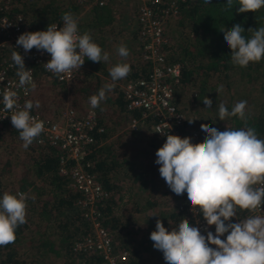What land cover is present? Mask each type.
I'll return each instance as SVG.
<instances>
[{"label": "clouds", "instance_id": "clouds-1", "mask_svg": "<svg viewBox=\"0 0 264 264\" xmlns=\"http://www.w3.org/2000/svg\"><path fill=\"white\" fill-rule=\"evenodd\" d=\"M204 2L211 3V0ZM238 5L236 11L239 13L255 12L264 7V0H238ZM233 6V0H226V8ZM62 21L63 26L59 28L52 24L45 30L21 33L16 45L22 47L25 54L33 48L48 53L50 59L44 63V68L54 75L80 69L85 57L92 62L108 61V54L102 56L101 48L88 33L78 34V21L72 13H64ZM219 30L231 49L234 65L247 67L250 62H259L264 57V27L249 28L252 35L247 39L242 35L245 29L240 24H234L230 30L225 26ZM117 52L121 58L129 55L123 45ZM11 59L17 69L16 87L31 85L35 88L31 70L25 67L20 52L13 51ZM130 71L129 64L118 63L109 69V74L115 82L126 78ZM111 87L113 85H105L89 97L93 109L106 99V92ZM202 102L209 108L213 103L208 96ZM2 103L5 111L12 112L11 124L18 130L23 147L27 149L44 129L43 121L30 116L33 102L26 101L20 108L17 92L9 89L2 93ZM246 105L247 101L241 100L229 112L221 103L218 119L223 121L226 117L238 116L247 124ZM35 106L39 107L38 101ZM200 128L204 133L202 142L192 143L188 136L165 135V142L156 150L154 162L159 165V174L169 189L176 195L186 192L189 210L202 215L207 226L214 225V233L205 228L206 235L202 234L186 218L168 230L157 219L155 230L149 236L153 248L162 252L166 264H264V216H249L243 222H231L238 209L255 212L264 204V140L258 139L251 127L220 131L202 123ZM24 223L26 204L23 194H3L0 198V246L14 243L15 229Z\"/></svg>", "mask_w": 264, "mask_h": 264}, {"label": "trees", "instance_id": "trees-1", "mask_svg": "<svg viewBox=\"0 0 264 264\" xmlns=\"http://www.w3.org/2000/svg\"><path fill=\"white\" fill-rule=\"evenodd\" d=\"M57 2H61L63 6L59 7ZM233 3L234 6L231 9L226 8V0H211V3L207 4L204 0H179L178 3L179 9L175 18H177V20L179 19L181 24H184L181 20L187 19L185 24L188 25L189 23V30L192 35L191 43L189 44V42H184L185 46H187H184V48H186L187 53L189 50L191 57H194L193 59L197 58L198 64L194 68H189L183 58H181L183 55L175 57L169 53L166 60H179L180 84L187 85L186 83H188V80L190 83H193V81H191L192 74L194 72H199L201 79L199 80L197 86L195 85L193 96H195L194 99L197 100V103L201 104L202 108L204 106L202 101L206 96L205 93H207L205 92L208 83L206 78H212L214 72H224L230 67L236 66L231 61V49L225 44L223 33L219 29L225 26L226 29L230 30L234 24H240L245 29L242 35L247 39L252 35V32L248 30L249 28L258 29L260 27H264V7H261L255 12L249 11L239 13L236 11L239 7L238 0H233ZM111 5L112 0L108 3V5L106 4L102 6L103 8L95 5L85 6L82 3L77 4L74 0H19L12 6V10L21 12L29 24L39 28L46 27L56 15H63L66 12H70L77 19L78 27L80 29H82L79 26L81 22L84 23L82 25L84 28L91 26L90 29H83L82 34L88 33L91 38H93V36L104 38L107 33L100 36L99 32L109 31L108 20L110 18V14L107 17V14L103 12V9L108 11V9H112L110 7ZM39 6H46V9ZM106 6L109 8L106 9ZM113 7V15L116 16L119 14L118 10H120V7ZM90 11L93 13L88 14ZM98 14H101V16H97ZM92 15H94L93 18ZM102 20H104V22ZM174 21H176V19ZM105 24L106 26L102 27ZM132 34L135 36V32H132ZM166 34L167 36L169 35L168 32ZM178 49L179 54V52L183 49H181V47H178ZM193 52H195V54ZM136 55L137 54L134 56ZM135 62H137V66L133 67V70L130 71L126 78L122 79L121 82H113L111 77L110 79L106 78L107 75H110L108 70L103 69V66L100 65L99 62H92L85 57L83 68L87 66L86 69H81L76 74L74 80L67 85L70 99L77 102V104H72L73 106H71L74 108L77 107L75 109L77 111H81L84 108L83 102L85 100H89L90 96L97 94L100 89L105 87V85H113V87H111L108 91L114 92V95L112 97L110 95H106V99L104 101L112 103L114 109L121 110L123 116L125 114L127 115L123 107L122 87L128 80L139 75H143L146 70L145 65L138 57ZM255 63L258 62H253V64ZM259 66L260 68H258ZM254 73L256 75H260L259 77L261 79L256 85L254 84ZM224 75L226 76L227 73ZM82 77L84 79L86 77L88 82H83ZM239 77L240 81L237 80L236 85L232 87L233 91H230L229 97H233L236 100L239 99V101H241L244 100V97H246L247 94H249L250 102L245 108L247 124H245V121L241 120L238 116H229L225 118L227 119L226 121H221L219 119L218 121H221L223 125H226V129L231 130L245 127L254 128L258 139L264 140V57H262L259 64L255 67L250 66L248 69H245V71H242ZM38 82L39 81H37V83ZM45 82L50 81L45 80ZM226 84L229 85L230 81H227ZM31 101L35 106L36 98L32 97ZM38 101H42V96H39ZM224 105L228 111L231 112V109L235 104H233V102H226ZM218 107L213 109V117L218 118ZM36 108L39 109L47 118L50 119L53 117V115L47 114L42 110V102H39V107ZM183 108L185 109V106H183ZM206 109L207 107L204 106V110ZM97 120V125H101L103 130L101 132H92L93 139L86 159L90 162V165H87L88 169L96 174L99 180H101L103 187L109 191V197L107 199L108 204L106 203V205L103 206V215L105 216L107 213L115 210L112 199L116 197L115 200L118 201L121 198L119 194H116V190L113 185H107L106 179L108 178L106 174L108 171H112L113 169L119 167L121 163H126V161L129 160L130 155L128 154V157V155L122 153L120 150L119 146H121V138L117 134L114 139L118 142L110 141L109 143H105L106 141L104 140L108 135L109 127L107 128L104 124L105 121L99 115H97ZM117 121L118 120H114V125H112L113 127L117 125ZM215 121L216 120L211 117H204V120L200 121L197 117V124L199 126L203 123L210 127H216L220 131L225 130L223 127L218 128ZM1 128L0 140L9 137L12 138V140H19L23 143L19 137L18 130L13 128L12 125L3 124L1 125ZM123 135L126 134H122L121 136ZM151 136L156 143L155 146L157 147L159 139L153 135ZM25 150L29 152V155L31 154L30 160L24 165V167H26V175L22 176V179L20 178L16 181V185L10 183L7 193L17 195L16 191L18 190L23 193V198L26 204V223L19 225L15 229L16 240L14 243L6 246H0V264H42V262L38 260V257H41L45 251H50L51 249L58 251L57 248L67 251L70 255L69 257L74 260L73 262H70L71 259H68V264H98L99 256L94 253L72 254L70 251L73 239L83 230L85 221L80 215L81 207L77 204L78 194L71 189L70 185H68L67 177L57 171L56 159L53 154L54 148L47 144H36L33 140L32 144ZM149 162H152V160ZM9 170L10 169L6 163H1L0 178ZM31 174L43 177L46 183L49 182L48 184L52 187L49 191L52 193V201L43 199L46 196V189L44 187H37L33 178L25 181L26 177ZM114 186L117 187V185ZM3 194L4 193H2L0 187V198H2ZM42 195L44 196L42 197ZM172 205H174L173 202ZM69 206L72 207V213L70 215H62V217L65 216L63 222L58 221L56 224L57 216L62 213L64 207ZM172 207L174 210V206ZM174 214L176 213L174 212ZM172 221L176 226L180 219L174 215ZM32 227H37L41 230L43 229L41 231V236L43 237H40L35 241V250L30 251V258L24 259V257L17 253L16 243L21 241V238H26L28 230ZM47 227H49V231L46 233L45 229ZM127 250L128 258L120 264H139L134 261V258L137 257L136 253H133V250H131L130 247H128ZM37 253H41V255Z\"/></svg>", "mask_w": 264, "mask_h": 264}, {"label": "built area", "instance_id": "built-area-1", "mask_svg": "<svg viewBox=\"0 0 264 264\" xmlns=\"http://www.w3.org/2000/svg\"><path fill=\"white\" fill-rule=\"evenodd\" d=\"M17 1L19 0H0V130L3 124L12 125L10 117L12 112L4 110L2 93L9 89L16 91L17 105L22 108L26 101H31L33 89L31 85L16 87L18 77L17 69L11 59L13 51L20 52L24 57L25 67L30 68L35 85L39 79L67 86L84 67L83 64L80 69H74L70 74L54 75L44 68V63L50 59L48 53L33 48L25 54L23 48L16 45V39L21 33L45 30L52 24L59 28L63 26V21L62 15H56L46 27H34L21 12L12 10V6ZM74 2L85 6H104L111 0H74ZM178 3L179 0H136L133 32H135L138 58L145 65L146 70L143 75L128 80L122 87L123 107L128 116L126 127L135 131L141 125H148L150 132L159 139L158 148L165 142L167 134L188 136L192 143L202 142L204 138L197 121L188 122L192 118L186 117L183 108L185 105L180 104V99L176 96V87L180 84V62L178 59L166 60L168 37L165 33V24L170 17L177 14ZM78 34H80L79 30ZM192 97L193 93L187 94L184 101L188 103ZM30 116L44 123L43 131L34 142L54 148L57 171L67 177L68 185L78 194L77 204L81 207L80 215L85 224L83 230L73 239L71 253H94L99 256L98 264H120L126 261L127 248L114 242L113 232L105 224L103 206L107 203L109 191L87 167L88 164L90 165L86 156L93 139L92 132L103 130L101 125H97L96 108L93 109L89 100H85L83 110L77 111L71 105H65L49 119L33 104ZM160 178L167 185L161 176ZM167 188L175 211L181 214L180 222L186 218L189 224L198 227L202 234L206 235L205 228L214 233V225L207 226L202 215L194 214L189 210L186 192L176 195L168 186ZM16 194L23 193L18 190ZM257 215L264 216V204L255 212L238 209L236 217H233L231 222H243L249 216Z\"/></svg>", "mask_w": 264, "mask_h": 264}, {"label": "rangeland", "instance_id": "rangeland-1", "mask_svg": "<svg viewBox=\"0 0 264 264\" xmlns=\"http://www.w3.org/2000/svg\"><path fill=\"white\" fill-rule=\"evenodd\" d=\"M45 1V0H44ZM115 2V3H113ZM59 4V7H62L63 4L61 2H57ZM120 7L119 14L114 16V19L110 22L108 25L109 31L107 32V35L104 37V39L107 41V43L97 42L95 40L97 37L93 36L92 41L95 42L102 50V56L104 53H107L109 56L108 61L101 60L100 65L103 66V69H106L109 71L110 68L115 66L118 63H127L130 65L131 71L133 70V67L137 66V62L135 60L138 57V51L136 47V40L134 34H132L135 22L133 20L134 14H135V7H136V0H112V5ZM108 5V4H107ZM43 9H46V6H39ZM101 8H103L101 6ZM106 9L109 7L106 6ZM54 12V10H53ZM93 12L90 11L88 14H92ZM176 17V16H175ZM172 18L169 22V25L166 26V33L168 32V53L172 54L173 56L177 57L178 55H183V60L185 61L186 65L189 68H194L198 64L197 58L193 59L194 57H191V53L189 54V50L187 53L186 48H184L185 43L189 42V44L192 41V35L189 30V23L188 25L185 24L184 20L181 24L179 22V19ZM176 19V21H174ZM167 35V34H166ZM188 44V45H189ZM126 46L129 55L126 58H121L118 55L117 49L119 46ZM178 47H181V50L178 54ZM187 47V46H185ZM191 48V45H190ZM195 54V52H193ZM192 53V54H193ZM137 54L136 56H134ZM192 58V59H191ZM252 64V65H251ZM258 63L253 64V62H250L248 66H256ZM261 64V62H260ZM133 65V66H132ZM240 67L238 65L230 67L224 72H214L213 77L216 79L206 78L207 88L205 89L206 96H208L212 100V109H209L207 107L206 110H204V106L202 108L201 104L197 103V100L194 99L195 96L192 97V100L190 102L184 101L186 99L187 94L192 95L194 92L195 85L197 86L199 80L201 79V75L199 72H194L191 76V81L193 83H190L189 80L186 83L187 85L180 84L176 89V96L180 99V104L185 105V111H186V117L194 119L193 121H197V117L200 121L204 120V117H211L212 119H215L216 126L223 127L225 129L226 125H223L221 121H218V118L213 117L214 110L216 107H218L221 103L226 102H233V104H236L239 102V99L231 98L229 97L230 91L232 90V87L236 85L237 80L240 81V73L242 71H245V69H248L249 67ZM87 67V66H86ZM83 68V69H86ZM260 68V66L258 67ZM82 69V70H83ZM98 72V71H97ZM101 72V70H100ZM227 73L225 76L224 74ZM42 76V75H41ZM260 75L253 74L254 77V84L256 85L257 82L260 79ZM106 78L110 79V75H107ZM83 82H88L87 78L85 79L82 77ZM39 81L35 88L32 89L31 92V98H36L37 102L39 100V96H42V110L50 115H53V117L58 113L59 110H61L65 105H72L77 104L76 101H73L70 99V96L68 95V86L65 85H56L53 82H45V81ZM122 81V80H118ZM227 81H230V84L227 85ZM217 82V83H216ZM216 83V84H214ZM222 86V89H221ZM256 88V87H255ZM223 90V91H222ZM114 92L107 91L106 95H110L111 97L114 95ZM43 94V95H42ZM181 95V97H180ZM195 95V94H194ZM248 96V97H247ZM246 97H244V101H247V104L250 102L249 94H247ZM43 97H46L43 99ZM217 98V99H216ZM73 106V105H72ZM97 115L103 118L105 121L104 124L109 127V132L114 131L117 132L119 129H122L120 126L122 125L124 120L128 119V116L125 114L123 116V113L121 110L114 109V106L112 103H109L108 101H102L100 105L96 108ZM115 111V112H114ZM114 120L117 121V125L113 127ZM227 119H225L226 121ZM118 128L116 131L115 129ZM131 132L128 130L126 135H123L124 141L121 142V146H119L122 153H125L126 155H130L129 160L126 161V163H121L120 168L117 167L116 169H113L110 171L113 176L112 184L119 185V179L126 182L127 187L130 188L131 179H134L140 187L133 188L137 189L138 192L141 193V190H143L144 195H146V198L150 197L149 195L152 194L153 198L152 200L159 201L158 203L165 202L168 200L169 207L172 209V200L167 197L165 198L163 193L166 192V187L164 184H162L160 179V174L158 171L159 165H157L155 161V153L158 149L154 143V140L152 136L149 134V128L148 125H141L139 126V129L137 131ZM120 133V132H119ZM136 135H134V134ZM13 135V134H12ZM122 135V134H118ZM116 137V134L113 136V139ZM114 141L118 142L114 139ZM125 143V144H124ZM22 144L19 140H12V138H5L3 140H0V164L6 163L8 165V168L10 169L8 172L4 173L1 178V191L2 193H7L9 190V184L13 183L16 185V181H18L20 178L22 179V176H25V170L26 167L24 165L30 160V156L28 151L22 147ZM34 153V152H33ZM128 155V157H129ZM144 157V158H143ZM28 159V160H26ZM152 162H149L151 161ZM143 161V162H142ZM146 161V162H145ZM144 167V170L142 169ZM150 171V173H148ZM116 173H119L120 176H116ZM28 175V173H27ZM111 177V176H110ZM34 179V183L37 187H44L46 189L44 200L52 201L53 197L51 196L50 188L52 189L51 185L45 182L43 177H40L35 174H31L28 177H26L25 181L28 179ZM151 180V182H150ZM24 181V182H25ZM108 181V180H107ZM108 183H110L108 181ZM111 185V184H110ZM130 190H132L130 188ZM64 195V194H63ZM160 195H163L162 198H160ZM44 195H42L43 197ZM41 199V198H40ZM164 199V200H163ZM31 203V202H30ZM160 206H163L161 203ZM156 206V207H160ZM165 206V205H164ZM158 211V210H157ZM115 212V210H114ZM72 213V207H64L62 210V213L57 216L56 224L58 221L63 222V219L65 216L62 217V215H70ZM60 216V217H59ZM165 217V216H164ZM168 218V216H167ZM59 222V223H60ZM173 222V221H171ZM165 224V223H164ZM173 227H176L175 225ZM43 230V229H42ZM41 229L37 227H32L28 230V235L26 238H21V241L16 243L17 253L24 257V259L30 258V251L35 250V244L36 240H38L41 236ZM46 233L49 231V227L45 229ZM121 236V235H120ZM123 238L119 241L124 245L126 248L130 247L129 244H126V242H123ZM58 251L55 249H51L50 251H45L41 257H38V260L42 262V264H68V259H71L70 262H73L74 260L69 257L67 251L63 249L57 248ZM39 251V250H38ZM41 251V250H40ZM41 255V253H37ZM164 264H166L164 260Z\"/></svg>", "mask_w": 264, "mask_h": 264}, {"label": "crops", "instance_id": "crops-1", "mask_svg": "<svg viewBox=\"0 0 264 264\" xmlns=\"http://www.w3.org/2000/svg\"><path fill=\"white\" fill-rule=\"evenodd\" d=\"M113 3H115V2H113ZM113 6H115V5L114 4L111 5L110 7L112 9H108V11L103 9V12L105 14H107V17L110 14L109 15L110 18L108 20L109 24L112 21V19H114V15H113L114 7ZM93 16L94 15H92V18H93ZM97 16H101V14H98ZM174 17L175 16H172L167 20V22L165 24V29H166V26L171 21V19ZM133 20L135 22L134 17H133ZM102 21L104 22V20H102ZM181 21H184V20H181ZM83 24H84L83 22H81L79 24V26L82 29H80L78 27L80 34H82L83 29L86 30V29L91 28V26L84 28L82 26ZM104 26H106V24L103 25L102 27H104ZM106 33L107 32H99V35L102 36ZM95 40H97V42L107 43V41L104 38H98L97 37ZM45 98L46 97H43V99H45ZM84 102H83V106H84ZM75 108H77V107H75ZM120 127L122 129H119V131H117V132H114V131L109 132L108 131V135L104 140V141H106L105 143H109L110 141L114 142L113 136L115 134H117V135L118 134H126L128 132V130L131 131L130 129H128L126 127V120L123 121V123ZM137 130H135V131H137ZM135 131H131V132L136 133ZM149 134L153 135L151 132ZM134 135H136V134H134ZM118 136H120L121 142H123L125 140L123 136H121V135H118ZM154 143H155V141H154ZM142 169L144 170V167ZM109 172L110 171H108L106 174V176L108 178V179H106V182H107V185L111 186V185H113L112 184V180H113L112 174L113 173H111V172L109 173ZM148 173H150V171H148ZM106 176H105V178H106ZM116 176H120V178H121V175L119 173H116ZM107 180L110 183H108ZM150 182H151V180H150ZM161 182H162V184H164V182L162 180H161ZM137 184L138 183L134 179H131L130 188L132 190H130V188L127 187L125 181H122L120 179H119V185L121 186L120 188L118 187V185H117V187H115L113 185L114 189L116 190V194H119L121 198L118 201L115 200L116 197H114V199H112V203L114 204L115 212H114V210H112L110 213H107L105 215V219H106L105 224L107 225V227H109L112 230L113 240L116 244H118V245L122 244L119 241L123 238V240H124L123 242H126V244L130 245V249L133 250L132 252L136 253V255H137V257L134 258V261L138 262L139 264H164L162 252L153 248V242L149 238L150 233L155 230V225H156L157 219H159L163 223V225L165 226L166 229L171 230L174 226L173 222H171L173 216L175 215L177 218L180 219L181 214L178 211H175V208L173 210V209H171V207H169L171 205H169L168 200L165 202H161L163 204V206H160L161 203H158L159 201L154 202L152 200V198H153L152 194H150L149 195L150 197H148V199H147L146 195H144V193H143V190H141V193L143 195H141L137 189L133 190V188L140 187ZM164 186L166 187L167 195H166V192L163 193V195L165 198H167V197H169L168 196L169 190L167 188V185L164 184ZM163 195H160V198H162ZM107 204H108V201H107ZM156 206H160V208H158ZM174 212L177 215L174 214ZM153 214H155V215H153ZM167 216H168V218H167ZM179 223H180V221H179Z\"/></svg>", "mask_w": 264, "mask_h": 264}]
</instances>
